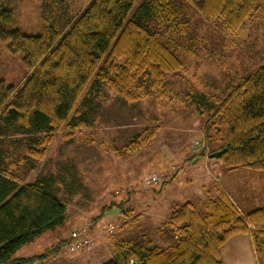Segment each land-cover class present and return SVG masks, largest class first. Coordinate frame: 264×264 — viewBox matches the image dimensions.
Here are the masks:
<instances>
[{
  "label": "rangeland",
  "instance_id": "obj_1",
  "mask_svg": "<svg viewBox=\"0 0 264 264\" xmlns=\"http://www.w3.org/2000/svg\"><path fill=\"white\" fill-rule=\"evenodd\" d=\"M91 1L68 0L70 16L79 15ZM41 2L17 1L15 28L21 34L40 35ZM171 2L177 9V23L173 28L164 24L158 32L182 69L164 78L161 95L138 76L130 86L132 101L105 83L92 87L91 81L72 114L83 117L85 127L55 132L41 160L26 153L39 136L0 139V158L17 163L19 183L43 179L65 204L63 223L22 246L13 259L45 255L34 264H103L111 259L117 243L149 240L152 246L165 248L176 241L170 225L176 209L189 203L204 215L208 199H215L219 191L226 194L223 169H230L208 156L211 148L204 130L218 103L241 79L264 65V0L232 33L220 22H203L184 0ZM7 48L8 43L0 42V80L19 88L28 73L21 55H12ZM129 144L138 149L128 150ZM236 169L250 181L258 176ZM151 175L161 181L146 187ZM82 227L87 228L92 247L64 254L72 233ZM259 239L264 241V235ZM262 247L264 264L263 243Z\"/></svg>",
  "mask_w": 264,
  "mask_h": 264
},
{
  "label": "trees",
  "instance_id": "obj_2",
  "mask_svg": "<svg viewBox=\"0 0 264 264\" xmlns=\"http://www.w3.org/2000/svg\"><path fill=\"white\" fill-rule=\"evenodd\" d=\"M17 1L0 0V42L8 43L10 54L21 55L28 75L19 88L0 80V139L39 136L26 151L32 159H42L46 145L62 127L68 132L85 127L86 120L72 114L91 81L92 87L105 83L132 101L130 86L136 76L161 95L164 78L182 69L158 32L164 24L173 28L177 23L171 0H92L77 16H70L68 0H42L38 36L23 35L15 28ZM184 1L203 22H220L232 33L258 10L259 0ZM204 132L211 148L208 156L219 153L214 158L230 170L264 172V65L218 103ZM17 171L16 162L0 158V264L42 261L45 255L12 256L65 218V204L45 180L20 184ZM204 211L200 215L193 205L183 204L170 217L173 244L159 248L149 240L117 243L103 264H222L223 246L233 236L248 233L256 250L262 251L264 207L242 214L219 191L206 201ZM59 247L60 243L52 250Z\"/></svg>",
  "mask_w": 264,
  "mask_h": 264
},
{
  "label": "crops",
  "instance_id": "obj_3",
  "mask_svg": "<svg viewBox=\"0 0 264 264\" xmlns=\"http://www.w3.org/2000/svg\"><path fill=\"white\" fill-rule=\"evenodd\" d=\"M238 170L226 171L223 169L222 181L226 194L241 213L264 207V173L253 172L252 174H258V176L250 181L245 175L242 178L244 173H239ZM235 181L239 184L235 185ZM220 257L222 264H262V257L256 250L250 233L233 236L223 246Z\"/></svg>",
  "mask_w": 264,
  "mask_h": 264
},
{
  "label": "built area",
  "instance_id": "obj_4",
  "mask_svg": "<svg viewBox=\"0 0 264 264\" xmlns=\"http://www.w3.org/2000/svg\"><path fill=\"white\" fill-rule=\"evenodd\" d=\"M160 179L156 175H151L146 179L144 185L147 187L155 186L160 183ZM109 230H113V227H110ZM92 247V241L87 235V228H81L77 231H74L71 235V242L68 244L67 248L64 251V254H73L77 252H83L89 250Z\"/></svg>",
  "mask_w": 264,
  "mask_h": 264
},
{
  "label": "water",
  "instance_id": "obj_5",
  "mask_svg": "<svg viewBox=\"0 0 264 264\" xmlns=\"http://www.w3.org/2000/svg\"><path fill=\"white\" fill-rule=\"evenodd\" d=\"M218 156H219V153L218 154L211 155L210 157H218Z\"/></svg>",
  "mask_w": 264,
  "mask_h": 264
}]
</instances>
